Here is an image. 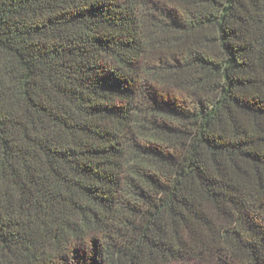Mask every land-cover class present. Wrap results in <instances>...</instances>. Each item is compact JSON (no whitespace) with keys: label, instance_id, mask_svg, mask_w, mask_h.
<instances>
[{"label":"trees","instance_id":"1","mask_svg":"<svg viewBox=\"0 0 264 264\" xmlns=\"http://www.w3.org/2000/svg\"><path fill=\"white\" fill-rule=\"evenodd\" d=\"M0 264H264V0H0Z\"/></svg>","mask_w":264,"mask_h":264}]
</instances>
